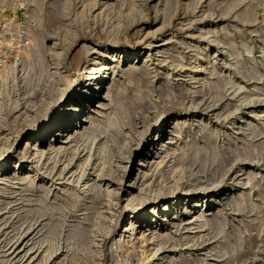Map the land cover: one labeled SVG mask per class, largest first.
Segmentation results:
<instances>
[{"label": "rangeland", "instance_id": "374dc122", "mask_svg": "<svg viewBox=\"0 0 264 264\" xmlns=\"http://www.w3.org/2000/svg\"><path fill=\"white\" fill-rule=\"evenodd\" d=\"M136 45L151 46L150 61L145 70H139L138 58L126 74L121 69L129 63L124 61L110 71L119 78L114 100L130 101L137 120L146 111L153 118L169 108L177 110L182 122L175 153L154 173L153 185L160 183L168 191L186 184L204 188L214 171L230 163L237 174L239 169L254 172L244 185L249 193L243 206L226 205L219 225H197L186 236L184 230H172L174 240L156 255L164 252L178 264H264V119H257L264 110V0H0V158L11 148L18 152L40 124L43 110H49L39 104L40 96L51 92L59 76H67L69 86L80 80L89 48L100 52L96 57ZM110 104L109 112L115 105ZM247 109L255 111L250 115ZM104 121L97 123L93 145L72 142V149L54 153L34 171L17 168L10 172L17 179L0 181V264H77L84 247L77 231L92 197H84L70 175L90 147L109 142L111 128ZM198 152L207 154L205 162ZM16 155L10 158L12 166L19 161ZM193 201L188 198L185 217H193ZM110 259L118 261L117 256Z\"/></svg>", "mask_w": 264, "mask_h": 264}, {"label": "bare ground", "instance_id": "6f19581e", "mask_svg": "<svg viewBox=\"0 0 264 264\" xmlns=\"http://www.w3.org/2000/svg\"><path fill=\"white\" fill-rule=\"evenodd\" d=\"M131 10L133 11V9ZM139 37L141 38L142 36ZM147 46L149 45L140 48L139 45H136L133 48L124 51H119V49L113 48L112 50H110L111 52H106L107 55L104 54L96 57L94 56L96 54H99L100 52H98L94 48H89V51L85 56V60L83 62L82 72L78 75V77H80V80L71 81L72 83L69 86V82H66L69 78H67V76H64L65 78H67L66 80L63 76H59V78H57V81H55L56 86H51L53 87L51 92L40 96L41 99L39 104L44 105L45 107L47 106V109H49L43 110L44 113L41 117L40 124L34 127V131L28 135L23 146L20 147L18 152L14 148H11L0 158V181L4 183L13 179H17L16 174L15 176L10 175L11 170L13 171L17 168L23 169L25 167L28 173L34 171L39 166L41 167L44 160L48 161L49 159H51V156L54 153H59L62 151L64 152L68 148L72 149V142H91V144L93 145L96 138L95 128L100 127H97V123L104 121L102 120V118L100 119L101 121H99L98 119L99 117L105 116V126L107 128H111L110 139L108 140L109 142H97L98 144L95 147H90L87 154L82 157L80 156V158L76 161L73 168L74 172L72 175H70L79 185L82 195L84 197H92L91 204L89 203V206L86 205V208L82 209L85 212L84 217H82L81 219L82 224H84L82 227L79 226L81 227V230L77 228L79 229V231L77 232H79V236L82 238L84 243L83 252L85 254L84 256L82 255L83 252H81V256L80 258H78L77 264H100L101 262H103L102 264H113L112 260L110 259L113 256H117L118 258V261H115L116 263L114 262V264H163L162 262H160L162 259L166 260L165 264H175V262L177 263V261L179 260L174 262V257L163 255L165 254L164 252L163 254L156 255V252L159 251V249L164 248L167 243L174 240V230H184L183 233L186 236L185 233H189V231H191V229H193L197 225L198 229L203 226V224L207 223H212L213 226L217 225L218 222L222 221V212L224 211V209H226L224 207L227 205L226 207H229L230 209H233V207L238 209L239 207L244 205L245 197L249 193L248 189L244 188V185H247L249 181H251L249 177L251 175L253 176L254 172L252 173L246 171L247 169H239V172H241V174H237V171L232 166L233 164L230 163L231 160L228 161L230 164L219 167L220 172L215 175V171L213 172V176L208 178L209 183L207 187L196 188L195 186L186 184V186L182 189L175 187L172 188L171 191H168V189L164 188L160 183H158V185L154 184L156 186L154 187L152 182L154 173L158 172L157 169L159 167L166 166V163H168V161H166L165 159L170 153H175L173 147L175 146L176 142L179 141L181 136V116H179V113L176 109L170 110L168 108L169 110H163L164 112H162L161 116L159 117L150 118L148 117L149 112L147 113L146 111L142 114L141 118L137 120L136 116L134 115L135 112L133 113V110H131L132 107L130 108L129 106L130 101H128L129 103L123 102L121 104V101H115L117 100V98L114 100L115 96L113 94H115L116 90L118 89L117 83L119 81V78L115 76V73H113V75L110 73L113 68L121 65L123 61L129 63V65H125V67L121 69V72H123V74H126L128 71L130 72L135 68V65L133 66V60H136L138 58L141 59L140 63H142V66L139 67V70H145L144 68L146 64H148L150 61L149 55L151 54H149V52L153 50L150 48L151 46ZM52 53L54 54V52ZM106 56H110V61L106 59ZM58 57H60L59 54ZM145 73H143V75ZM64 74L65 73H63V75ZM144 77L146 76L144 75ZM165 77L168 78V76ZM144 94L146 93L144 92ZM149 94L150 93L148 92V95ZM169 94L170 93H168V95ZM172 94L173 93H171V96ZM123 97L124 96H122V98ZM141 98L143 97L141 96ZM248 98L250 97H248L247 95L245 96L244 100H247ZM111 102H113L115 105H113V111L111 110L109 112V106H111V104L109 105V103ZM135 106L140 107V105ZM154 107L156 106H153V108ZM254 111L255 110L247 109L246 114L251 115V113L253 114ZM257 119H264V110H259ZM234 122L230 125L234 124ZM230 125L228 126L230 127ZM106 127H104V130L106 129ZM22 138H20V140ZM209 146L210 144L208 145V147ZM246 146L249 147V145ZM209 149H211V146ZM15 153L19 156V161L15 162L14 166H12L10 158L13 157ZM196 153L192 156L197 155ZM202 153L205 154L206 151ZM246 154L245 156H247ZM248 154H250V152ZM202 155L200 153L198 158H200L199 160L205 162L204 160L207 159L205 158L207 154L203 155V157ZM211 155L210 157H212ZM198 158L196 157V161H199ZM201 158H203V160ZM177 159H179V157ZM210 161L212 163L213 160L210 159L209 162ZM19 162H21V164ZM203 162H201L200 164L199 161V165H202ZM219 162H221V159ZM33 176L37 177L36 174H33ZM158 176H162V174ZM168 177L169 176H167V178ZM160 178L161 177H159V179ZM168 179H170L172 182H177V180L174 181V176H170V178ZM237 188H239L240 190L236 191ZM179 191L181 192L179 193ZM75 195L77 197V194ZM78 197H80V195ZM29 198L31 197L29 196ZM188 198L194 200L192 203V207L189 208V215L193 217L184 216L187 211V205L189 204ZM220 214H222L221 218ZM74 225L77 226V224ZM170 225L171 228L169 227ZM76 226L73 227L75 228L74 230H76ZM215 228L217 227L215 226ZM217 233H219V230ZM258 233L260 232L258 231ZM188 236H190V234H188L187 237ZM193 239L194 238L190 240ZM175 241H177L176 238ZM171 247H173V245ZM216 249L218 250V248ZM78 253H80V251ZM138 253L140 254V256ZM148 256H150V258H148ZM228 257H230V255ZM195 264L199 263L196 262Z\"/></svg>", "mask_w": 264, "mask_h": 264}]
</instances>
